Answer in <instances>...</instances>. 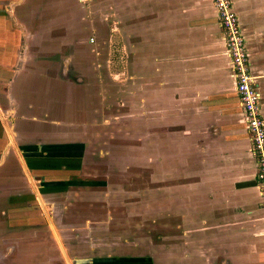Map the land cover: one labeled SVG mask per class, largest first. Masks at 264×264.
<instances>
[{"label":"crops","instance_id":"crops-1","mask_svg":"<svg viewBox=\"0 0 264 264\" xmlns=\"http://www.w3.org/2000/svg\"><path fill=\"white\" fill-rule=\"evenodd\" d=\"M231 3L264 118V0ZM113 53L122 55L114 63L132 69L124 81L127 110L149 121L133 131L148 132L147 149L134 141L132 156L162 165L168 182L164 264H264L257 162L212 0H93L88 7L78 0H0V264H35L28 261L35 257L68 264L52 228L69 260L78 254L62 233L85 230L105 245L98 254L85 249L88 261L125 264L111 252L145 230L136 223L127 234L114 230L110 213L122 209L110 201L120 194L80 183L95 177L93 161L103 166L102 177L119 171L111 168L118 158L104 156L108 112L123 113L127 95L123 90L109 104L111 81L101 69L113 64ZM87 210L110 217L91 220ZM47 225L54 238L29 239ZM45 246L56 256L45 259Z\"/></svg>","mask_w":264,"mask_h":264},{"label":"rangeland","instance_id":"rangeland-1","mask_svg":"<svg viewBox=\"0 0 264 264\" xmlns=\"http://www.w3.org/2000/svg\"><path fill=\"white\" fill-rule=\"evenodd\" d=\"M121 57H122L121 54L113 53L111 55V61L113 62V64H111L109 69L108 68L105 69V71L104 69H101V73L102 75H104V77L109 78L110 79L109 81L111 82H117V85L112 84L111 86L110 85L111 82L108 84L109 88L107 90V98L109 99V104L113 102L115 106L116 101H112L111 99L114 100L113 97H115L116 95L122 96L124 95L123 94L124 92H127L126 94L128 95V96L126 95V101H125V106L123 107L124 108L123 113L121 111L118 112L116 109H115L116 111L114 109H111V111L108 112L109 115L107 116L108 124L104 125L106 131L108 132L107 134L108 148L107 150L105 149L106 152L104 156L112 160L113 158L117 157L118 158L117 163L118 162L119 163L116 165H111V168L114 167L119 168V171L118 174H112L111 172H106L105 177H102L101 173L103 172L102 170L103 166L101 164H96L95 161H93L92 167L88 170H89V174H92V176L95 177H92V180L84 181L85 183L82 181L80 183L98 187L97 190L100 189L101 192H104V190L109 189L108 191L113 190L110 191L111 193L120 194L116 196V199L111 198L110 201L111 208L115 207V209L117 210L118 209L124 210V212L122 210H118L117 212H115L114 210L111 209L112 213L110 214L114 221L112 222L114 224L113 225L114 230L117 231L119 229H122L124 230L125 234H127V232L129 231L128 227L132 226V224L134 223L139 224L138 227H140V225L145 226V230H143L144 232L138 229L139 232L136 231V235H134L133 239L132 237L127 238L125 236L126 240L124 239L125 240L124 242H127L126 245L123 246V248L118 249L116 253L111 252L112 254H110V256L112 259L113 258L119 260L124 259L125 262L120 261V263H125V264H164V261L162 260L163 237H164V232L162 229L164 223V213H163L164 197L162 195H163V190L167 186L166 184H168V182L167 181L165 182V180L163 179L162 165L160 166L159 164H156L153 167V165L149 164L147 162V159H145L144 157L143 158L141 157V160L140 159L138 160V158H136L137 156L135 158L134 156H132L131 150L135 148L133 146L134 141L139 140L141 142L140 146H143V148L147 149L148 145L146 140L148 138V132H146L145 130L139 133L133 131H136V127L139 124H142L143 126L148 125L149 121L148 118L146 119L143 116L134 117L132 116L130 109L127 110V108H130L131 106L130 103L131 93L129 92L130 87L127 88L124 86V81L127 80L130 75H132V69L128 64H126V66L128 65L127 67L123 68L121 63H117V64L114 63L116 59L121 60L120 59ZM123 90L125 91L123 92ZM93 104L95 105V102H93ZM115 112H118V114L116 115ZM62 116L67 118V114ZM161 140H162V134H161ZM117 142L119 143V146L115 147V144ZM137 144L139 143L137 142L135 145L137 146ZM160 144L162 145V143ZM154 171L158 174H162L161 176L157 175L155 181L151 179L153 177ZM160 194L161 197H158ZM153 195H155L156 199L154 198ZM69 200L70 201L74 200L77 203L78 198L76 199L69 198ZM154 200L156 201L154 202ZM121 201H123L122 203H124V207L123 208L116 207L121 204ZM74 206L77 207L81 206V208L84 210L86 209L85 207H87V205H83V204L81 205L75 204ZM132 206H134L133 209ZM97 207L98 206H94L91 207V209ZM98 209L100 210V208ZM87 213H89V210H87L84 214L86 215ZM81 214L83 215V212ZM93 214L89 213L86 217L96 221L102 219L104 220V218H106V215L110 217V214H106V213L95 214V212H93ZM46 227L47 228L40 229V233H35V232L29 233L28 236L29 239H36L37 237L38 239L43 238L46 241L47 238L50 237V235L53 236L50 227L48 225ZM146 227H148V230L146 229ZM62 235L65 237L64 239L65 244L69 245L68 247L71 251L70 253L76 252L78 254L75 260L73 258L70 260L71 264H89V263L99 264L98 260L96 262L88 261L91 259L90 256L92 257V255H89L87 253L84 254V252H86L85 249H89L90 246H92L94 249L93 254H98L99 250L105 247L104 244H100L99 242H94L93 235L90 238L89 233L85 230H76L74 232L64 231ZM67 235L68 237L66 238ZM75 235H77V238L75 237ZM136 239H140L141 244H143L140 246L139 249H137L136 246H134V244L130 245V243H133V240ZM147 244L149 245L147 246ZM111 246L112 245L110 243L108 246L109 247L108 250L113 251V249H111ZM44 248H45L44 249L45 259L48 258L47 255L50 256V253L56 256L55 251L52 250L53 249L52 246H48V247L45 246ZM73 249L74 252H72ZM35 251L39 253V254L34 253L37 256L40 255L41 253L40 251L42 250L41 249L34 250L33 252ZM154 252H156V256H157L156 261L155 260L153 261L152 259L154 257L153 255ZM159 254L161 255V257H159L160 256ZM139 255H142L143 257L142 256L140 257ZM148 255L151 256L149 257ZM139 258H143V261L145 262L139 263L138 261ZM61 260L62 262L60 261V264H66L65 261L63 262V259ZM28 261L29 263L40 264V260L38 257H35L34 259H29ZM48 262L50 264H58V262L51 259H49ZM114 264H118V262L115 261Z\"/></svg>","mask_w":264,"mask_h":264},{"label":"built area","instance_id":"built-area-1","mask_svg":"<svg viewBox=\"0 0 264 264\" xmlns=\"http://www.w3.org/2000/svg\"><path fill=\"white\" fill-rule=\"evenodd\" d=\"M88 7L93 0H78ZM223 32L225 48L230 58L235 90L246 119L251 152L256 158V181L264 208V118L260 108V93L248 61L245 40L231 0H212Z\"/></svg>","mask_w":264,"mask_h":264},{"label":"bare ground","instance_id":"bare-ground-1","mask_svg":"<svg viewBox=\"0 0 264 264\" xmlns=\"http://www.w3.org/2000/svg\"><path fill=\"white\" fill-rule=\"evenodd\" d=\"M42 204H43V203H42ZM43 205H44V204H43ZM52 230H53V232H54L55 238L57 239V241H58V243H59V247H60V249H61V251H62V253H63V255H64V257H65V259H66V261H67V263H68V264H71V262H70L68 256L66 255L65 249H64L63 246L60 244V239H59V236H58L57 232H56L53 228H52Z\"/></svg>","mask_w":264,"mask_h":264},{"label":"water","instance_id":"water-1","mask_svg":"<svg viewBox=\"0 0 264 264\" xmlns=\"http://www.w3.org/2000/svg\"><path fill=\"white\" fill-rule=\"evenodd\" d=\"M61 244V243H60Z\"/></svg>","mask_w":264,"mask_h":264}]
</instances>
